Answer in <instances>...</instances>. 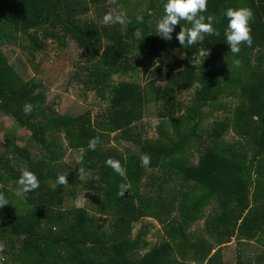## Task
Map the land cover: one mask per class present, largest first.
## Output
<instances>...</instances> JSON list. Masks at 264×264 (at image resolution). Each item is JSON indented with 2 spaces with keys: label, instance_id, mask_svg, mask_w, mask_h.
Wrapping results in <instances>:
<instances>
[{
  "label": "trees",
  "instance_id": "trees-1",
  "mask_svg": "<svg viewBox=\"0 0 264 264\" xmlns=\"http://www.w3.org/2000/svg\"><path fill=\"white\" fill-rule=\"evenodd\" d=\"M107 1L0 0L1 47L22 37L40 52L48 38L73 39L84 52L80 84L106 102L96 116L59 113L58 101L47 102L43 85L20 76L0 49V114L30 133L25 146L16 143L17 130L0 142V192L9 202L0 209V243L5 242L0 264H224L221 248L232 239L256 242L264 250V55L256 53L264 50V0H208L203 14L220 18L214 24L220 35L191 47L176 39L182 27H191L186 21L176 26L170 41L157 35L166 0H146V8L127 16L123 31L85 17ZM120 2L129 4L117 0L114 7ZM240 7L254 13L253 44H242L233 55L222 14ZM202 48L210 49L205 60L198 55ZM138 69L146 77L144 85L131 80ZM115 75L131 78L114 81ZM194 82L202 87L194 88ZM226 88L238 101L232 113L236 124L223 115ZM25 103L33 106L30 115L22 111ZM148 103L157 105L154 139L135 132ZM208 117L210 130L204 127ZM229 127L245 143L225 144ZM94 137L99 143L93 151L88 145ZM110 140L131 144L138 152L119 149ZM65 143L78 156L83 151L82 162L65 161ZM194 150L200 155L197 162L192 161ZM144 154L151 157L148 169L141 166ZM108 158L126 168V181L106 166ZM24 170L35 173L40 186L18 205L12 194ZM59 174L68 176L67 186L57 185ZM121 183L131 184L123 198L117 195ZM82 190L94 193V211L110 217L108 226L99 225L84 207L67 206L69 196ZM213 201L217 208L205 220L211 243L191 238L187 231ZM143 217L157 220L165 233L149 247L140 235L132 237L133 223ZM236 264H264V253L238 257Z\"/></svg>",
  "mask_w": 264,
  "mask_h": 264
},
{
  "label": "rangeland",
  "instance_id": "rangeland-1",
  "mask_svg": "<svg viewBox=\"0 0 264 264\" xmlns=\"http://www.w3.org/2000/svg\"><path fill=\"white\" fill-rule=\"evenodd\" d=\"M161 1V0H160ZM135 3H138L137 6H134ZM102 6L106 8L103 10ZM99 7H91L89 11L85 14V17L94 20L99 25H104L102 18L103 16L110 10H124L127 13V16L134 12H138L141 9L146 8V0H129V4H118V8L114 7L110 0L107 1L106 4ZM139 13V12H138ZM120 31H123L126 28V23L124 25L114 24ZM111 26V25H107ZM0 49L7 56L10 63L15 67V70L22 76L25 80L33 79L34 81L40 82L45 89V97L47 102H52L53 100L58 101L57 111L61 114H71L77 115L81 114L85 111H90L93 116H96L100 112H102L106 106V102L100 99L93 91L85 89L83 85L80 84L79 76H78V67L83 64V51L79 48L77 43L67 37L60 36V38H48L45 41V47L42 51L36 52L30 49L28 42L25 41L22 37H18L17 41L13 40L11 44H3L0 46ZM139 71V75L136 74L134 77H119L114 76V81L119 80H134L141 85H144L146 82V77L141 76V72ZM155 110H157V105L148 103L144 107V116L143 120L138 124L137 133H140L142 138H157V133H155V121L157 117H155ZM211 123V117L206 118L204 122V127H209ZM17 128L15 127L14 121L7 116L0 115V142L2 144L6 140V135L8 133H13ZM30 133L25 130H17L15 131L16 143L19 146H25L27 144ZM113 135H109L111 139ZM61 141L64 140L63 137H59ZM112 145L117 146L119 149H127L132 153L136 154L137 148L131 144L126 142H121L120 144L112 142ZM114 143V144H113ZM64 148H66V154L64 156L65 161L70 164H74L77 162L78 151L71 150L68 148L67 144H64ZM30 151L35 154L37 149L32 145ZM199 157V152L194 150V154L192 156V161L197 162ZM82 176V177H81ZM83 180L84 173L80 175ZM144 181V180H143ZM141 189L145 191V185ZM72 189L69 188V191ZM12 196L18 205L21 204V197L16 195V190H14ZM71 194L69 196V200H66L67 206L71 205L72 202H75L77 205H81L86 199V205L93 212L94 207L93 203L89 202L94 193L90 190L86 191V193H78L76 196ZM208 209V208H207ZM205 208V210H207ZM99 221L103 227L109 225V217H99ZM146 221H153V219L142 218L140 221L134 223L132 230V237H136L140 235V240L144 241L149 245V243H154L155 232H158L157 226L154 225V222H151L153 226H149L146 229ZM149 223V225H151ZM197 223H193L190 227L187 234L193 239H196L201 231L206 232V228H198ZM202 236H207L208 234H203ZM158 239V238H157ZM3 242V241H2ZM5 245V242H3ZM251 246L245 247L246 249H253L251 243H243ZM237 245L234 240H231L228 247L233 248V246ZM241 247V246H240ZM146 250V247L140 250L139 256ZM256 251V250H255ZM235 257L232 255V258L227 259L228 264H232L235 261Z\"/></svg>",
  "mask_w": 264,
  "mask_h": 264
},
{
  "label": "clouds",
  "instance_id": "clouds-1",
  "mask_svg": "<svg viewBox=\"0 0 264 264\" xmlns=\"http://www.w3.org/2000/svg\"><path fill=\"white\" fill-rule=\"evenodd\" d=\"M117 0H110V3L116 4ZM208 0H166L163 5L164 15L158 21L156 25V32L165 41L172 40V33L176 26L180 22L186 21L191 27L181 28L176 36L179 44L182 47H191L197 43H203L206 36L216 35L219 36V31L216 30L214 24L219 22V17L215 14H209L205 16L203 13L207 12ZM227 18V26L224 31L226 43L229 46L230 52L233 55H238L241 51V45H247L251 47L253 44V37L251 35V21L254 19V13L250 8L240 7L237 9L228 8L223 14ZM138 23H143V17H136ZM104 25L120 24L124 25L130 22L127 17V13L124 10L112 9L108 11L102 18ZM198 55L200 57L207 58L210 55V49H199ZM203 60V61H204ZM236 67L242 66V61L235 59L233 61ZM194 88H201L202 85L199 82H194L192 85ZM25 115H30L33 111V106L30 103H25L22 109ZM156 123H159L158 119ZM99 143V137H94L89 141L88 147L91 150H95ZM141 166L148 169L151 164V157L148 154H144L140 157ZM78 162L83 160V151L77 157ZM106 166L113 169L123 180H127L126 168L123 167L120 161L108 158L105 161ZM79 174L84 173L83 168L78 169ZM19 187L16 190V195L19 197H26V194L36 190L40 186V182L35 173L24 170L17 181ZM59 186H67L68 176L59 174L56 181ZM131 189L130 183H121L117 195L124 197L126 192ZM9 205V202L3 192H0V209ZM5 250V245L0 243V253ZM5 257L0 256V260Z\"/></svg>",
  "mask_w": 264,
  "mask_h": 264
},
{
  "label": "crops",
  "instance_id": "crops-1",
  "mask_svg": "<svg viewBox=\"0 0 264 264\" xmlns=\"http://www.w3.org/2000/svg\"><path fill=\"white\" fill-rule=\"evenodd\" d=\"M256 53H257V55L262 56V55H264V50L260 51V49H258L256 51ZM253 62H254V59H253ZM262 67L264 68V61L262 63ZM233 99L234 98L232 96L231 90H229L228 88H226L225 91H224V104H225V107H224V110H223V115H225V120L226 121H231V123L236 124V122L233 120L232 113H233L235 107L238 105V101H237V99H234V100ZM213 114H214V116H217L216 113H213ZM0 115H3V114H0ZM3 116H5V115H3ZM7 117H9V116H7ZM211 122H212V120H211ZM211 126H212V123H210V125H209V130H210V127ZM136 130H137V128H136ZM135 132L137 133V131H135ZM155 133H157V131H155ZM138 134H140V133H138ZM110 135H113V137H111V139H113L115 137V134H110ZM144 139H146V138H144ZM245 140H246L245 138L239 136L238 133H236V132L233 131V127H229L228 130H227V132H225L224 133V136H223V142L225 144H232V143L237 142V141L242 142V143H245ZM121 142H124V141H120V143ZM198 159H199V157H198ZM145 178H146V176H145ZM86 191H88V190H82L79 193H86ZM86 200L84 202H82L81 205H77L75 202H72L70 206H73L74 205V206L84 207V208L88 209V211L90 213L96 215V217L98 219V222H99V225H101V222L99 221V217L100 216H102V217H109V216L108 215H104V214H100V213H96L95 211L92 212L88 208V206L86 205V203H85ZM88 201L89 202H92V203L94 202L93 205H92L94 207V205H95V198H94V196H92L90 199H88ZM97 206H99V205H98V203L96 201V207ZM207 208H206L207 210L204 209V211L202 212V218H200V219H198L196 221V222H198L197 223V226L200 229L203 228V227H205V220H206V218L207 217H211L214 214L213 213L214 212V208H217V205L213 201V202H211V203L208 204ZM143 218H146V220H147L150 217H143ZM150 219H153V218H150ZM109 222H110V217H109ZM151 222H154V225L157 226V228H158V232H155V236H157L158 239L155 238V240H157V241L154 242V243H158L160 240L163 239L165 233L163 232V227H162L161 223H159L155 219H153V221H151ZM151 222L150 221H146V229H148L149 226H153ZM196 222H194V223H196ZM149 223H151V225H149ZM133 226H134V223H133ZM205 233L206 232H204L202 230L201 233L199 234V237H204V238H206V241H208V243H211V239L209 238V236L208 237L207 236L206 237L205 236H202ZM232 240H234V239H232ZM146 243H148L147 240H146ZM154 243H149V245L147 244V247L151 246ZM243 243H251L252 244V247L254 248V250L253 249L252 250L251 249H248L251 246H248L247 244L245 246V244H243ZM229 244H230V242L227 243V244H225V245H223L222 248H221V255H222V260H223V263L224 264H228L227 263V259L232 258V255L236 258L235 261H233L232 264H236V260H237L238 257L247 258V259L248 258H258V256H261L264 253L263 248L259 244H257L256 242H253V241H251V242L242 241L240 243H237V245L233 246V248L228 247ZM245 247H248V248L246 249ZM215 249H217V247H215L211 251V254L215 251Z\"/></svg>",
  "mask_w": 264,
  "mask_h": 264
}]
</instances>
